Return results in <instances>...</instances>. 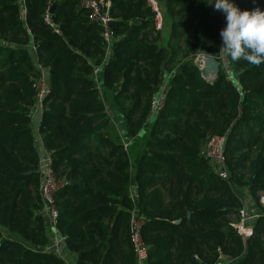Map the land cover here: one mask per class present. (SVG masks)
Instances as JSON below:
<instances>
[{"label": "trees", "instance_id": "trees-1", "mask_svg": "<svg viewBox=\"0 0 264 264\" xmlns=\"http://www.w3.org/2000/svg\"><path fill=\"white\" fill-rule=\"evenodd\" d=\"M20 1L0 0V264H65L43 251L44 152L64 183L54 195L56 226L75 264H136L134 222L147 264H264V213L242 240L236 226L243 202L233 191L245 188L256 203L264 192V63L225 57L230 71L221 69L213 82L201 77L193 57L219 53V11L203 0H154L170 26L160 45L146 0H109L107 46L79 0ZM235 2L264 10V0ZM36 64L49 81L39 149L29 128ZM96 69L130 137L149 121L170 74L163 108L133 165L126 146L110 136ZM208 136L225 140L224 171L202 155Z\"/></svg>", "mask_w": 264, "mask_h": 264}, {"label": "built area", "instance_id": "built-area-1", "mask_svg": "<svg viewBox=\"0 0 264 264\" xmlns=\"http://www.w3.org/2000/svg\"><path fill=\"white\" fill-rule=\"evenodd\" d=\"M147 4L151 9L156 13V19H155V26L158 30L161 28V14L159 11V7L157 3L154 0H146ZM22 2V0L20 1ZM80 7H84L89 9L90 15L89 20L92 23L98 24L103 28V36L105 38V43L107 46H109L111 42L110 37V27H108L109 22L111 21L109 11H110V1L109 0H79ZM234 3L236 4L235 0ZM238 6V5H237ZM239 7V6H238ZM221 15V28L220 30L225 26V18L224 15L219 12ZM44 21L47 24H50V9H48L47 13L44 16ZM220 44L222 45L221 37H220ZM30 49H32L33 52L36 51L35 47L33 45L30 46ZM206 56L210 57H217L220 64L223 62V59L225 58L224 53L219 50V53L217 56H211L206 55L204 53H198L193 57V62L195 65L199 67V70L202 74L203 71V62L204 58ZM222 65V64H221ZM36 69L39 70L38 74L35 76L34 81V88L36 89V100L34 108L39 107L42 108V101L45 98V96L49 92V88L47 85L46 75L47 70L46 68H42L39 64H36ZM99 76L100 72L98 69H96L93 73V78L95 82L98 85L99 82ZM99 86V85H98ZM165 97V85L163 84L162 90H160L157 97L153 100L151 103V114L158 113L159 110L163 108V99ZM43 109V108H42ZM204 148H203V157L208 159L209 163L213 167H216L218 171H224V160H225V140L224 138L216 137V136H208L204 140ZM39 175L41 178V198L43 201V204L45 206V213L48 216L49 226L50 229L54 234H59L56 226L57 218H58V210L56 206H54V195L56 192L60 191L64 186L63 181L58 182L56 180V176L54 173V169L51 164V157L48 152H44L40 165H39ZM258 201L260 205L264 208V192L259 193L258 195ZM241 216V214H240ZM258 218V215H255L252 217V221L256 222L255 219ZM244 223V221L240 218V223ZM239 224L236 226L238 233L241 236V227H239ZM140 227L141 225L137 222H134L132 225V232L130 236V242L133 245V252L135 255V263L136 264H147V248L144 243H142L141 235H140ZM253 229L252 226H248L246 230L243 229V235L245 237H248ZM64 240V238H62ZM58 256L64 261L65 264H69L68 258L63 254H58Z\"/></svg>", "mask_w": 264, "mask_h": 264}, {"label": "clouds", "instance_id": "clouds-1", "mask_svg": "<svg viewBox=\"0 0 264 264\" xmlns=\"http://www.w3.org/2000/svg\"><path fill=\"white\" fill-rule=\"evenodd\" d=\"M225 18L220 30V50L231 61L244 60L252 65L264 63V10L255 7L241 10L234 0H203Z\"/></svg>", "mask_w": 264, "mask_h": 264}, {"label": "rangeland", "instance_id": "rangeland-1", "mask_svg": "<svg viewBox=\"0 0 264 264\" xmlns=\"http://www.w3.org/2000/svg\"><path fill=\"white\" fill-rule=\"evenodd\" d=\"M167 35H165V32L161 33L162 38H165ZM167 42H165L164 44L160 42V45L162 44L166 45ZM223 62L224 63L221 69L225 71H230L228 69L230 64L228 63L226 58L223 59ZM230 78H232V75L230 76ZM98 87L101 90V87L100 86ZM99 94L103 105L106 106V112L110 117V126H111L109 129L110 136L112 138L117 139L118 142H121L126 146V150L129 155L131 164L133 165L136 157H138L144 150V142L148 137L149 132L152 128V123L154 121L155 114H152V116L149 118V121L145 124L142 131L136 137H130L127 132V125L125 124L123 113L117 106H115L113 102V94L107 91L106 89L105 90L102 89L99 92ZM133 189L132 191H134ZM233 191L239 197L241 202H243V207L241 210V220L244 221V223L239 224V227L242 226L240 231L241 238L242 240H245L246 237L243 235V229L246 230L248 226L254 225L255 222L252 221V217L254 216V214L259 216L260 214L264 213V208L259 203H256L250 198L249 192L245 188L241 189L237 185H234ZM3 236L5 238L14 239L15 241L18 242L21 241L20 237H18L16 234L11 232L8 233L5 232L4 230H3ZM68 262H70L69 264H75L74 256H72V258H68Z\"/></svg>", "mask_w": 264, "mask_h": 264}, {"label": "crops", "instance_id": "crops-1", "mask_svg": "<svg viewBox=\"0 0 264 264\" xmlns=\"http://www.w3.org/2000/svg\"><path fill=\"white\" fill-rule=\"evenodd\" d=\"M161 19H162V17H161ZM161 21H163V20H161ZM160 31H162V33L165 32V35H167V33H170V26H169L168 19H165L163 22H161ZM168 39H169V36H166L165 38H163L161 40V42L164 44L165 42H167ZM223 63L224 62L221 63L222 64L221 67L223 66ZM228 69H229V67H228ZM169 76H170V74H167V73L164 74V84H167ZM48 84H49V81H47V85ZM42 113H43L42 108H39V107L34 108L32 116H31L30 127H29V128H31V131H32V134L34 136L35 143H36L38 149L43 148L41 146L39 128H38L40 120L42 118ZM44 218H45V224H46L47 230H48L47 236L49 238V242H48L47 248L44 249L43 251L46 253L51 252L57 256L60 253V254L65 255L66 257L72 258L71 255L66 254L67 251H66V247L64 245L62 237L59 234H54L52 232V230L50 229L49 221H48L49 219H48V216L45 212H44Z\"/></svg>", "mask_w": 264, "mask_h": 264}, {"label": "water", "instance_id": "water-1", "mask_svg": "<svg viewBox=\"0 0 264 264\" xmlns=\"http://www.w3.org/2000/svg\"><path fill=\"white\" fill-rule=\"evenodd\" d=\"M132 29L128 32V36L131 34ZM108 59V57H107ZM203 71L201 77L206 81L213 82L218 77L221 71V64L217 57L206 56L203 62ZM71 184H74L71 182Z\"/></svg>", "mask_w": 264, "mask_h": 264}]
</instances>
